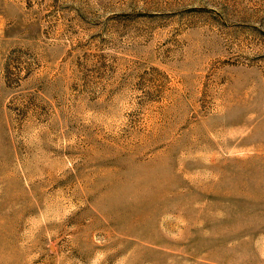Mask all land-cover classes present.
<instances>
[{
	"label": "rangeland",
	"instance_id": "374dc122",
	"mask_svg": "<svg viewBox=\"0 0 264 264\" xmlns=\"http://www.w3.org/2000/svg\"><path fill=\"white\" fill-rule=\"evenodd\" d=\"M0 264H264V0H0Z\"/></svg>",
	"mask_w": 264,
	"mask_h": 264
}]
</instances>
